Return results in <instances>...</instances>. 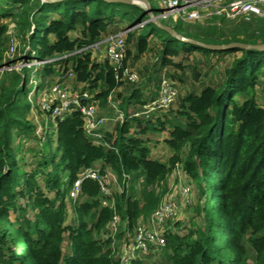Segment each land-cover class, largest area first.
Returning a JSON list of instances; mask_svg holds the SVG:
<instances>
[{
	"label": "trees",
	"instance_id": "1",
	"mask_svg": "<svg viewBox=\"0 0 264 264\" xmlns=\"http://www.w3.org/2000/svg\"><path fill=\"white\" fill-rule=\"evenodd\" d=\"M0 1L5 2L3 8L0 6V64L8 28L2 19L11 18L23 44L35 52L36 60L55 58L39 68L41 84L72 69L75 87L82 83L81 90L88 89L99 108L108 104L111 93L125 81L115 79L114 68L107 60L95 61L91 52L75 51L109 34L148 22L144 8L136 4L103 0ZM121 23L125 25L117 30ZM163 23L184 37L207 44L264 43V18L254 17L251 22L235 25L223 18L212 19L206 25L171 20ZM149 37L160 43L161 66L181 68L174 58L192 52L207 62H213V57L218 64L228 58L230 62L223 68L218 84H206L198 92L180 96L172 117L157 118L154 123L152 117H126L114 130L103 132L106 144H94L84 133L78 112L58 120L55 147L50 145V133L46 152L30 173L21 169L12 147L14 135L25 139L35 136L27 99L30 69L6 71L0 88V264H117L111 251L112 239L106 237L110 220L114 214L120 217L118 240L126 229L131 231L145 221L168 194L167 178L177 164L195 182L204 199L202 206L196 207L203 225L185 234L165 233L162 250L170 264H264V107L255 91L264 76V50L215 51L178 41L152 23L130 30L126 43L141 55L147 50ZM130 53L127 48L124 66ZM235 53L240 54L231 56ZM28 57L26 53L21 59ZM171 75L167 77L174 82ZM157 92L150 101L156 99ZM133 96L141 109L148 102L141 98L140 89L134 90L119 103L125 115ZM142 121L145 127L141 133L169 129L163 139L172 152L168 161L153 156L147 140L131 131ZM97 167L102 174L108 168L122 187L113 194V207L101 204L99 183L92 178L80 183L76 198L70 195L81 172ZM38 175H42L45 189L53 192L52 197L38 184ZM124 175L133 180L131 190L142 178L138 196L129 193L123 184ZM24 196L28 198L27 206L36 210L33 220L22 215L25 210L18 199ZM67 199L73 205L71 224H66ZM18 209L21 214L16 213ZM12 213H16L14 219L10 218Z\"/></svg>",
	"mask_w": 264,
	"mask_h": 264
},
{
	"label": "built area",
	"instance_id": "2",
	"mask_svg": "<svg viewBox=\"0 0 264 264\" xmlns=\"http://www.w3.org/2000/svg\"><path fill=\"white\" fill-rule=\"evenodd\" d=\"M161 5V12L157 14L161 20H171L173 22L182 21L186 23H201L212 19H241L248 22L253 17H264V0H158ZM132 29L116 32L104 36L100 40L89 46L79 48L76 54L91 52V57L96 55V51H101L102 60H107L114 68V76L117 81L136 82L139 77L135 71L129 70L123 65L126 56L127 43L126 35ZM16 36H11V44L3 55L5 62L0 67V72L22 71L23 69H33L29 79H32V88L28 92L30 111L38 109L49 115L51 121L63 120L73 112H78L83 122L84 133L94 144H106L103 142V130L109 117L100 114V108L96 101H92V95L84 90L82 83L78 87L74 85L75 73L72 69L61 73L52 84H39L33 73L37 66L51 63L55 58L36 60L29 54L28 59L18 58L14 61L16 48L18 46ZM32 51L31 53H33ZM66 57V56H63ZM30 81V80H29ZM37 93V95L35 94ZM36 96V104H31ZM178 96V88L175 82L162 74L159 81V90L156 99L145 103L141 110L132 112L128 117L148 116L154 111H164L170 108ZM30 99V100H29ZM33 101V100H32ZM110 102V99H109ZM112 103V102H111ZM118 108L115 104H111ZM114 109V108H113ZM115 120L120 123L126 120L124 113L117 110ZM101 168L87 169L80 174V178L75 182L70 193L76 198L80 191V183L86 178H92L99 183L101 193V204L113 207V194L116 189H121L116 175L105 169L104 174ZM130 180L128 175H124L123 184L127 188ZM183 195L189 193L186 186L182 188ZM169 193V192H168ZM164 199V198H163ZM161 201L158 208L145 220L140 221L131 231L126 229L122 237L118 240L116 235L119 232L120 217L114 214L109 222L107 238L112 239L111 251L117 264H134L138 262L139 255H147L151 252L162 250L166 244L165 233L171 231L169 222L176 216V206L173 200ZM141 259V258H140Z\"/></svg>",
	"mask_w": 264,
	"mask_h": 264
},
{
	"label": "rangeland",
	"instance_id": "3",
	"mask_svg": "<svg viewBox=\"0 0 264 264\" xmlns=\"http://www.w3.org/2000/svg\"><path fill=\"white\" fill-rule=\"evenodd\" d=\"M152 7L153 12L160 13L161 12V5L159 4L158 0H148ZM5 2L0 1V6L5 5ZM142 6V5H139ZM6 7V6H5ZM257 17V16H256ZM254 18V17H253ZM253 18L250 19L251 22ZM264 18V17H258ZM163 22H168L170 20H161ZM210 20L203 21L201 24L206 25V22ZM2 22L8 24V28L6 31L7 36V43L5 47H3L2 52V60L0 67L4 65L3 55L6 54V50L9 48L11 44V36H16L18 41V46L16 48L15 60L18 58H23V56L27 53L31 56L35 57V52L31 53L30 47L26 44H23V41L20 37V32L17 27V24L12 21L11 18H4ZM182 22V21H178ZM234 25L242 22L241 19H232L230 20ZM244 22V21H243ZM186 23V22H182ZM125 23L118 24L117 30L123 28ZM30 32H32L30 30ZM73 36V34L71 35ZM151 38V37H149ZM148 47L147 50L141 54L136 55L135 49L132 47V44H127V48L130 50V56L126 59V67L129 70L135 71L139 77L136 82H122L118 89L111 93V100L104 108H100L102 115L109 117L106 125L105 130H114V127L118 120H115V116L117 114V110L119 109L124 113V116L129 118L128 116L135 111L141 109L140 105L136 104V97L130 98L127 104L126 113L120 107L119 103L122 101L123 98H128L132 92L136 89H140L141 91V98L143 100H148L152 98V96L157 92L158 84L161 78V75L164 74L167 76H172L174 74V82L178 88V96L174 103L170 106L168 110L165 111H154L151 112L147 117L145 116L144 119L153 118L152 123L157 120V118L164 120L167 116L172 117V112L176 109L178 100L180 96H183L187 92L195 91L198 92L203 86L206 84H218L223 78V68L229 64L230 59L228 58L227 62L217 63L216 59L213 57V62H207L203 56L199 57L197 52H192L191 54L185 55L184 58L177 57L174 58L176 62L181 63V68H177L175 66L166 65L161 66L160 58H159V49L160 43L156 38H151L148 40ZM101 51H96V55H94L93 59L95 61H101L102 56ZM198 56V57H197ZM232 56V55H231ZM235 56V55H234ZM43 66V65H42ZM42 66H37L35 72L33 73L35 80L41 84V74L40 69ZM40 68V69H39ZM38 69V70H37ZM1 71V70H0ZM33 72V69H30V74ZM6 71L0 72V88L4 78ZM32 76V75H31ZM27 83V89L31 90L32 88V79H29ZM50 78L46 79L47 84H52ZM43 84V83H42ZM29 90V91H30ZM86 91L90 92L88 89ZM28 91V92H29ZM256 96L257 100L262 106H264V76L261 77V83L256 87ZM37 95V93H35ZM158 94V92H157ZM32 100H30L31 104H36L37 97L35 96L33 99V95H31ZM29 102V101H28ZM112 102V103H111ZM111 104H115L118 108L111 106ZM139 118H142L139 116ZM30 122L33 123L36 128H34L33 133L35 136L31 139H25V137H18L14 135L12 141V147L15 148L17 154L18 164L24 172L30 173L36 167V163L40 156H42L46 152V143L48 140V136L50 133L52 134L51 138V147L52 149L56 145V123L51 121L48 114L38 110L33 109L30 111L29 114ZM130 119V118H129ZM157 124V123H155ZM145 127V122H141L139 126L134 125L132 128V132H136L137 136H140L147 140L149 147L152 150L153 156H158L162 161H168L169 157L171 156V150L166 147L163 143V139L167 136L168 128H165L161 131H156V133L151 131H146L141 133L142 129ZM157 127L160 128V125L157 124ZM44 179L42 175H38L37 182L38 184L43 187V191L47 194V196L52 197L53 192L48 191L44 187ZM167 189L169 193L164 197L163 201L173 200L176 206V216L169 222L171 227V232H176L179 234H185L189 231L190 228L197 227L203 225L202 215L198 214L196 211V207L202 206L204 199L200 197L199 190L195 182L184 173L181 165L177 164L176 167L172 170L170 175L167 178ZM133 185L132 178L128 181L127 187L129 188V193L134 196L139 195V189L142 185V178L136 181L134 185V190H131L130 187ZM186 186L189 193L183 195L182 188ZM18 204L21 208L25 210L22 214L26 219L33 220L36 210L27 206L28 198L26 196L21 197L18 199ZM67 213H66V224H71L72 219L74 217L73 214V205L69 199H67ZM16 213H20V209L17 210ZM12 213L10 218L14 219L15 214ZM67 244V234H65V243H64V252L67 251L66 248ZM18 250H20V246L17 245ZM138 262L140 261L142 264H170V260L165 252V250H158L156 252L148 253L147 255H139Z\"/></svg>",
	"mask_w": 264,
	"mask_h": 264
},
{
	"label": "water",
	"instance_id": "4",
	"mask_svg": "<svg viewBox=\"0 0 264 264\" xmlns=\"http://www.w3.org/2000/svg\"><path fill=\"white\" fill-rule=\"evenodd\" d=\"M41 2L45 3H55L60 2L62 0H39ZM106 2H119V3H126V4H136V5H142L141 7L144 8L147 16H148V22H144L137 27H142L147 23H152L155 26H157L159 29L164 30L167 32L170 36L177 39L178 41H183L188 44L200 46L203 48L211 49V50H227L231 48H238V49H256V50H264V43H258V44H247L243 42H230L227 44H207L204 42H201L199 40L190 38V37H184L180 34H178L176 31L173 30V28L170 25L164 24L160 19L158 18L157 14H155L151 8L150 2L148 0H103ZM132 28V29H134Z\"/></svg>",
	"mask_w": 264,
	"mask_h": 264
},
{
	"label": "crops",
	"instance_id": "5",
	"mask_svg": "<svg viewBox=\"0 0 264 264\" xmlns=\"http://www.w3.org/2000/svg\"><path fill=\"white\" fill-rule=\"evenodd\" d=\"M239 54H240V53H235V54H232V56H233V55H239ZM222 56H224V55H220V57H222ZM229 56H230V55H229ZM98 61H99V60H98ZM99 62H100V61H99ZM263 107H264V106H263ZM100 114H102L101 111H100ZM105 129H106V128H104L103 132L105 131Z\"/></svg>",
	"mask_w": 264,
	"mask_h": 264
}]
</instances>
